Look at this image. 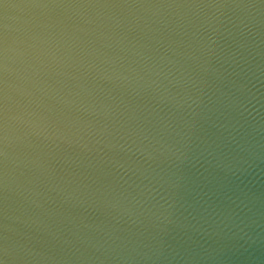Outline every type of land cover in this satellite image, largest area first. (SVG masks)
<instances>
[{"label": "clouds", "instance_id": "obj_1", "mask_svg": "<svg viewBox=\"0 0 264 264\" xmlns=\"http://www.w3.org/2000/svg\"><path fill=\"white\" fill-rule=\"evenodd\" d=\"M0 264H264V0H0Z\"/></svg>", "mask_w": 264, "mask_h": 264}]
</instances>
